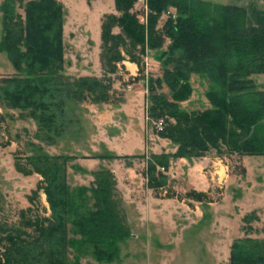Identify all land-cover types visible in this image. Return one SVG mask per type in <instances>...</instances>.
<instances>
[{"label":"trees","instance_id":"16d2710c","mask_svg":"<svg viewBox=\"0 0 264 264\" xmlns=\"http://www.w3.org/2000/svg\"><path fill=\"white\" fill-rule=\"evenodd\" d=\"M114 1L118 16L107 15L101 21L100 66L112 74L124 56L140 67V57L161 51L164 69L161 78L149 81L147 114L152 120L168 117L175 123L158 132L177 150L173 156L152 158L146 175L148 188L155 191L164 186L166 178L155 168L167 170V157L200 158L219 146L240 157L264 156V85L253 78L264 77V26H247L241 8L196 0H146L149 14L144 25L133 12L139 0ZM18 8L23 15L17 13ZM171 8L175 19L157 30L159 17ZM0 14V51L7 53L16 72L0 79V107L28 112L40 129L51 131L55 113L43 97L63 68L61 5L56 0H3ZM114 28L119 33L114 34ZM165 38L170 46L162 51ZM191 75L208 83L204 96L209 108L200 112H187L180 106L192 94ZM109 81L80 77L65 88V97L108 102ZM162 87L168 96L158 91ZM66 162L63 156L43 154L29 159L32 173L45 184L51 217L29 219L22 212L16 224L0 221V264H79L75 258L70 261L69 251L80 253L85 246L98 263L109 264L116 258L118 245L129 231L114 199L113 174L96 171L89 187L70 190ZM229 264H264V240L234 242Z\"/></svg>","mask_w":264,"mask_h":264},{"label":"rangeland","instance_id":"374dc122","mask_svg":"<svg viewBox=\"0 0 264 264\" xmlns=\"http://www.w3.org/2000/svg\"><path fill=\"white\" fill-rule=\"evenodd\" d=\"M2 2L0 0V5ZM133 12L138 21L146 25L149 14L146 4L137 2ZM17 13L23 15L20 8ZM175 14L172 8L162 14L156 29L161 30L167 20H174ZM112 32L117 34L119 29L114 28ZM75 33L63 37L65 64L56 84L50 86L49 93L43 97L44 101L52 103L55 113L51 131L40 129L28 112L0 107V221L8 226L16 224L22 212L29 219L51 217L43 192L45 184L28 166L30 158L43 154L67 159L66 183L70 190L89 187L96 171L113 173L114 199L129 235L120 242L116 258L109 264H229L234 242L264 240V156H242L241 159L223 146L202 154L200 158L222 159L227 171L220 176L223 181L224 175L229 176L226 185L223 181L217 187L213 185L212 195L202 197L187 191L180 178L183 175L179 172L178 159L167 157V170L155 168L165 176V184L151 190L149 195L146 192L149 189L148 164L154 156H173L177 150L169 140L160 138L159 131L151 125V122L161 121L164 129L169 124L175 125L174 121L168 117L150 119L148 101L145 117L149 122L148 133L154 141L145 140L142 93L147 98L149 81L162 76L161 51H148L140 57L136 76L122 83L124 72L119 66L122 68L123 61L129 62L124 54V60L115 65L114 73H106L99 63V31L86 35ZM1 36L0 14V41ZM169 46V39H163L162 51ZM15 75L7 53L0 51V79ZM81 76L109 78V101L77 102L70 96L65 97V88ZM253 78L259 86L264 85L263 76ZM189 82L192 94L180 106L187 112H200L208 103L204 96L208 83L194 75ZM131 89L135 92L129 93ZM158 91L168 96L165 87ZM48 113H45L46 119ZM129 121L132 131L126 132ZM146 142L154 143V149L157 148L154 152H159L160 148L163 151L153 154L150 149L144 150ZM173 170L179 173L178 179L169 174ZM245 218L250 219L244 222ZM70 228L68 225V230ZM68 236L72 234L69 232ZM85 247L80 253L69 251L70 261L75 258L79 264H108L96 262L90 247Z\"/></svg>","mask_w":264,"mask_h":264},{"label":"crops","instance_id":"0c3cea01","mask_svg":"<svg viewBox=\"0 0 264 264\" xmlns=\"http://www.w3.org/2000/svg\"><path fill=\"white\" fill-rule=\"evenodd\" d=\"M56 1L60 3L62 8L63 37H65L66 35H75L77 34L75 33L76 31H78V33L80 32L83 35H86L88 34V32L96 30L99 31V33L101 34V21L103 17L107 15L118 16V13L115 8L114 0H56ZM196 1L210 3L216 6H229V7L241 8L246 13L247 26L250 27L264 26V0H196ZM142 2L144 4L146 3V0L138 1V3H142ZM64 64H65V60L63 62V67ZM121 66L122 68H120L119 66V69L122 70V72H124L121 82L127 83L129 81V78L133 79L136 76V72H138L137 66L127 61H123ZM81 77H89V76H81ZM260 86L263 87V85ZM133 92H135V90L131 89L129 93H133ZM130 100H131L130 103L133 104L134 98L131 97ZM142 100H143L142 103L143 126H144L145 136H147L145 137V140L154 141L148 133L149 122L146 120L145 117L146 97L143 93H142ZM208 108H209V104L207 103L204 105V109H208ZM129 122L130 125L126 129L127 130L126 132H128V129L130 132L132 131L133 126L131 124V121ZM129 135L130 134L127 133V136ZM153 144L154 143H152L151 145ZM151 145L150 143L146 142L144 146V150L150 149L153 154H160L163 151L162 148H160L159 152H154V150H157V148L154 149L155 145L153 146ZM177 163L180 169L179 172L180 173L182 172L183 175L182 176L183 178L181 176L180 178L184 182V184H186L187 191H191L193 195H200L201 197L211 196L214 190V187L212 186L215 185V187H217L216 186L217 184H221L223 178H221L220 175L221 173L225 174L227 171V166L224 164V161L222 159H218V158L212 159L207 156L202 158H192L189 160L180 158L178 159ZM242 169L244 170L243 167ZM169 174L173 178L174 177L177 179L179 178L178 175L179 173L176 170L171 171V173ZM224 178L226 179L223 181V184L226 185L229 181V176L224 175ZM146 192L149 195L152 193L150 189H146ZM189 203L192 202L189 201Z\"/></svg>","mask_w":264,"mask_h":264},{"label":"built area","instance_id":"2783aa9c","mask_svg":"<svg viewBox=\"0 0 264 264\" xmlns=\"http://www.w3.org/2000/svg\"><path fill=\"white\" fill-rule=\"evenodd\" d=\"M151 125L153 126L154 130H157V131H161L163 128V123L161 121L151 122ZM162 171H163V169H162Z\"/></svg>","mask_w":264,"mask_h":264}]
</instances>
